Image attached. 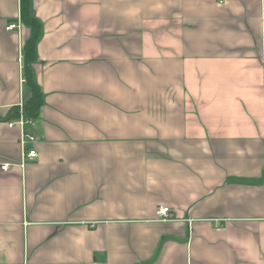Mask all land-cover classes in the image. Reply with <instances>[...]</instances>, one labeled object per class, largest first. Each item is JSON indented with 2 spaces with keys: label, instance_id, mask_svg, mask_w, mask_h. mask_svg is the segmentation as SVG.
I'll use <instances>...</instances> for the list:
<instances>
[{
  "label": "crops",
  "instance_id": "0c3cea01",
  "mask_svg": "<svg viewBox=\"0 0 264 264\" xmlns=\"http://www.w3.org/2000/svg\"><path fill=\"white\" fill-rule=\"evenodd\" d=\"M31 14L42 106L23 144L31 33L0 0V264H264V0Z\"/></svg>",
  "mask_w": 264,
  "mask_h": 264
},
{
  "label": "trees",
  "instance_id": "16d2710c",
  "mask_svg": "<svg viewBox=\"0 0 264 264\" xmlns=\"http://www.w3.org/2000/svg\"><path fill=\"white\" fill-rule=\"evenodd\" d=\"M20 19L24 26L29 28L30 37L23 46V76L25 87L29 93L28 99L22 106L23 116L34 120L39 115L42 106V94L37 86L31 64L35 61V47L40 38L41 27L39 22L31 14V0H20ZM18 111L16 114L18 115Z\"/></svg>",
  "mask_w": 264,
  "mask_h": 264
},
{
  "label": "built area",
  "instance_id": "2783aa9c",
  "mask_svg": "<svg viewBox=\"0 0 264 264\" xmlns=\"http://www.w3.org/2000/svg\"><path fill=\"white\" fill-rule=\"evenodd\" d=\"M15 28V25L11 24V25H8L7 26V30H12ZM263 33H264V23H263ZM23 106V105H22ZM22 106L19 107V121H18V125H20V128H21V131H22V138H23V144L27 141H30V142H34L35 141V138L31 135H27L26 132H25V129L24 127L26 125H32V120L30 119H26L24 116H23V109H22ZM13 122H8V125L9 126H13ZM23 156L29 160H34L37 158V153L34 151V150H26L24 149V154ZM11 168V166L9 164H4V163H1L0 162V170L3 171V172H7L9 169ZM169 215V209L167 207H159L157 208L156 210V217L158 220H161V221H164L166 220V218L168 217Z\"/></svg>",
  "mask_w": 264,
  "mask_h": 264
}]
</instances>
